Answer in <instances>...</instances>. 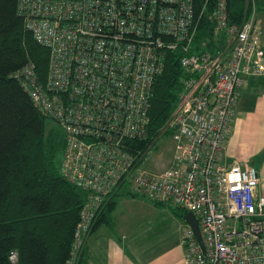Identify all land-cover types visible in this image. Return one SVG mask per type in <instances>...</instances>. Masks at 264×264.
<instances>
[{"label": "built area", "instance_id": "obj_1", "mask_svg": "<svg viewBox=\"0 0 264 264\" xmlns=\"http://www.w3.org/2000/svg\"><path fill=\"white\" fill-rule=\"evenodd\" d=\"M246 1L244 17L232 22L227 0H18L25 29L49 60L45 80L33 63L14 76L64 133L61 174L87 192L66 264L78 263L101 211L124 186L194 213L203 246L185 224L186 264H264L259 175L245 162H222L240 88L264 74L257 0ZM206 26L212 31L198 39ZM169 52L185 72L182 89L148 148L133 151L131 142L147 138L153 84ZM167 130L170 165L140 169ZM9 259L16 264V251Z\"/></svg>", "mask_w": 264, "mask_h": 264}, {"label": "trees", "instance_id": "obj_2", "mask_svg": "<svg viewBox=\"0 0 264 264\" xmlns=\"http://www.w3.org/2000/svg\"><path fill=\"white\" fill-rule=\"evenodd\" d=\"M227 1L230 20L240 22L247 1ZM257 6L258 15L264 14V0H257ZM211 31V26L199 30L198 39ZM167 55L152 88L147 138L131 142L133 151L148 148L182 89L185 72L174 52ZM48 60V49L25 29L18 0H0V264H12L11 251L17 253L16 264H66L87 197L85 190L61 174L62 129L39 112L14 76L16 70L33 63L39 78L45 80ZM117 196L107 201L95 225L110 222ZM82 255L83 251L77 264Z\"/></svg>", "mask_w": 264, "mask_h": 264}, {"label": "crops", "instance_id": "obj_3", "mask_svg": "<svg viewBox=\"0 0 264 264\" xmlns=\"http://www.w3.org/2000/svg\"><path fill=\"white\" fill-rule=\"evenodd\" d=\"M222 153L225 165L239 161L254 167L259 175L257 192L264 194V74L246 77L240 88ZM116 198L110 222L92 227L81 264H186L181 235L187 211L171 201L145 197L134 221H129Z\"/></svg>", "mask_w": 264, "mask_h": 264}, {"label": "rangeland", "instance_id": "obj_4", "mask_svg": "<svg viewBox=\"0 0 264 264\" xmlns=\"http://www.w3.org/2000/svg\"><path fill=\"white\" fill-rule=\"evenodd\" d=\"M257 20L262 31V38L264 42V14L261 13L258 15L257 12ZM173 152L174 141L172 139L170 130H167L162 135H160V137H158L154 144L148 149L144 159L140 164V169L153 170L157 172L167 168L170 165ZM59 155V158H62V153ZM127 191L129 192V188L127 186L122 187L121 193L116 199L119 203V211L123 213V215L128 216L127 220L131 221V218H133L134 221L139 211L138 203L144 201L145 197L141 195H135L133 198L131 197V194L125 193Z\"/></svg>", "mask_w": 264, "mask_h": 264}, {"label": "water", "instance_id": "obj_5", "mask_svg": "<svg viewBox=\"0 0 264 264\" xmlns=\"http://www.w3.org/2000/svg\"><path fill=\"white\" fill-rule=\"evenodd\" d=\"M183 219L193 229L197 241L200 243L201 246H203V240L201 237L198 221L194 213L191 211H187L184 214Z\"/></svg>", "mask_w": 264, "mask_h": 264}]
</instances>
